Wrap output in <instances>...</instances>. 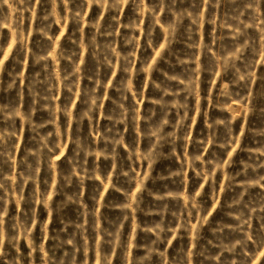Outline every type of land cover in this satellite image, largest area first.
<instances>
[{
    "label": "rangeland",
    "instance_id": "obj_1",
    "mask_svg": "<svg viewBox=\"0 0 264 264\" xmlns=\"http://www.w3.org/2000/svg\"><path fill=\"white\" fill-rule=\"evenodd\" d=\"M0 264H264V0H0Z\"/></svg>",
    "mask_w": 264,
    "mask_h": 264
}]
</instances>
